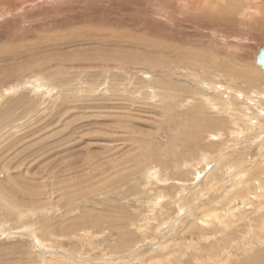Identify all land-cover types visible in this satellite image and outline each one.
Segmentation results:
<instances>
[{"label":"rangeland","instance_id":"374dc122","mask_svg":"<svg viewBox=\"0 0 264 264\" xmlns=\"http://www.w3.org/2000/svg\"><path fill=\"white\" fill-rule=\"evenodd\" d=\"M187 1L0 0V264H235L262 241L264 35L241 18L264 7ZM129 37L117 68L87 60Z\"/></svg>","mask_w":264,"mask_h":264},{"label":"bare ground","instance_id":"6f19581e","mask_svg":"<svg viewBox=\"0 0 264 264\" xmlns=\"http://www.w3.org/2000/svg\"><path fill=\"white\" fill-rule=\"evenodd\" d=\"M189 1V0H188ZM187 1V2H188ZM192 3L191 4H189V3H185V4H181L179 7L180 8H183V9H193V10H195V15L197 14V15H200L201 17H203V16H209V17H212V13H214L215 11H214V9L213 10H210L209 11V8L212 6V1L210 2V0H190ZM218 1V0H217ZM258 6H261V8H263L264 7V0H261L259 3H258ZM179 8V9H180ZM182 9V10H183ZM198 9V10H197ZM253 9H255V10H251V9H249V8H245V12L243 13V15H242V17H244V18H241L242 20L244 19V21H242V22H246L247 23V21L248 22H250L249 23V26L251 27V29L252 30H254L253 32H257V33H262L263 35H264V11H260V10H257V8H253ZM197 10V11H196ZM235 10V9H234ZM149 11V10H148ZM204 11L206 12V13H204ZM235 12V11H234ZM257 12H258V14H257ZM150 15V14H149ZM176 15V14H175ZM194 15V14H193ZM194 15V16H195ZM257 15V17H255ZM148 16V15H147ZM199 16V18H201ZM148 17H150V16H148ZM214 17H216V15L214 16ZM150 18H152V17H150ZM195 18V17H194ZM199 18H197V19H199ZM251 18V21H249V19ZM203 19H205L204 17H203ZM181 21V20H180ZM184 21H187V22H189L188 20H184ZM208 21H210V19L208 20ZM252 22V23H251ZM182 24V23H181ZM243 24V23H242ZM144 29V28H143ZM147 30V29H146ZM248 30H250V29H248ZM148 32V31H147ZM150 32V31H149ZM145 35H146V33H144ZM160 35V34H159ZM156 36V35H155ZM91 37V36H90ZM157 38L159 37L158 35L156 36ZM183 37V36H182ZM253 38V37H252ZM142 39V38H141ZM89 40V39H88ZM98 40V39H97ZM130 46L129 47H131V48H134V50H129V49H124V48H122L121 46H119L118 48H117V50H115L116 52L114 53V54H109V53H100V54H94V56L93 57H88V59L87 60H90V59H98L99 61H101L102 62V64H103V66H107L108 67V65H110V64H112L113 66H111L112 68L114 67V68H117L118 66H120L121 65V62H123L124 61V59H123V57L125 56V53H127V54H134V51H136V50H139V51H142L141 50V46L143 47V46H146L145 44H144V42L142 43L143 45H140V47H139V44L137 45L136 43H134V40H133V38L132 37H129L128 39H127V41H126ZM151 42V41H150ZM134 45V46H133ZM102 48V46H99V48ZM259 47V46H258ZM147 49V48H146ZM127 50V51H126ZM257 50H258V48H257ZM136 53V52H135ZM256 53H257V51H256ZM192 54V53H191ZM194 56V55H193ZM196 57V56H195ZM194 57V58H195ZM255 57H256V54H255ZM126 58V57H125ZM196 59V58H195ZM91 64H94V63H92L91 62ZM117 66V67H116ZM225 67V66H224ZM110 69V68H109ZM261 70V69H260ZM234 73V74H233ZM225 76L226 77H228V79H230V80H234V81H236L237 80V78H239V79H243L244 81H246V83L248 84V85H251V84H254V82H255V75H252L251 73H245L244 71H241V72H234L232 69L231 70H227V71H225ZM255 74V73H254ZM232 75H234V76H232ZM257 77V76H256ZM3 98V97H2ZM2 98H0V100L2 99ZM242 120V119H241ZM243 121V120H242ZM243 123H244V121H243ZM258 123H260L259 125H261L260 127H259V129H262L263 128V130H264V119H262V120H260V122H257V124ZM244 126L245 127H247V128H249L248 126H246V124L244 123ZM252 127V126H251ZM256 128V127H255ZM250 129V128H249ZM252 131H253V129H252ZM251 132V131H250ZM264 159V158H263ZM262 159V160H263ZM261 165V164H260ZM259 169V168H258ZM261 170V169H260ZM226 175V174H225ZM244 174L242 173H239L238 174V176H240V178H241V180H243V176ZM243 176V177H242ZM230 177V176H229ZM236 178V177H235ZM258 178V177H257ZM210 179V181H211V183H213V181H215V178H213L212 176H209L208 177V180ZM220 179V178H219ZM217 180V179H216ZM240 180V184H242L243 186H244V191H245V193H246V197H247V199H248V192L250 191V189H252V185L253 184H251V181H249L248 179H246L245 181H241ZM238 181H239V179H238ZM225 182V181H224ZM244 182V183H243ZM242 185H240V187L242 186ZM260 185V184H259ZM261 190L264 192V188H262V186H261ZM230 193V192H229ZM244 193V194H245ZM259 198V197H258ZM252 206L253 204L252 203H250V201L249 200H246L245 199V201L243 202V208H242V212H244V210L246 209L245 207H248V206ZM256 207H257V205H256ZM258 207H260V206H258ZM258 207H257V209H258ZM247 212V211H246ZM255 212V211H254ZM246 214V213H245ZM242 215H244L243 213H242ZM242 215H240L242 218L244 217V216H242ZM259 219V218H258ZM213 220L214 221H217V217L216 216H213ZM262 220V219H261ZM258 222H259V220H257ZM262 222H263V220H262ZM249 224V223H248ZM256 224V223H255ZM250 226H252L253 227V225L250 223L249 224ZM257 225H255V227H256ZM261 228H263L264 229V222L263 223H261ZM262 231V230H261ZM248 232V231H247ZM262 238V241L260 242V241H257L255 244H256V246L255 247H252L251 248V246H248L249 247V251L247 252V251H243V253H242V257H243V255L247 252L248 254H247V256L245 257V258H241V260H238L237 262H235V264H264V234H262V236H261ZM247 239H249V238H247ZM250 245V244H249ZM257 245H261V248H258L257 247ZM253 246V245H252ZM199 252V251H198Z\"/></svg>","mask_w":264,"mask_h":264},{"label":"water","instance_id":"95a60500","mask_svg":"<svg viewBox=\"0 0 264 264\" xmlns=\"http://www.w3.org/2000/svg\"><path fill=\"white\" fill-rule=\"evenodd\" d=\"M255 63L264 72V44L258 47Z\"/></svg>","mask_w":264,"mask_h":264}]
</instances>
